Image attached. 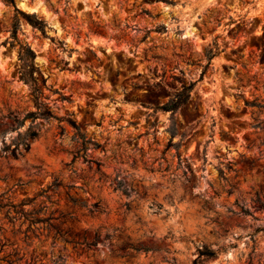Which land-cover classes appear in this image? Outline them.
<instances>
[{"label":"rangeland","instance_id":"374dc122","mask_svg":"<svg viewBox=\"0 0 264 264\" xmlns=\"http://www.w3.org/2000/svg\"><path fill=\"white\" fill-rule=\"evenodd\" d=\"M14 6L45 24L18 17L17 39L55 119L4 151L34 102L0 0V264H264V0Z\"/></svg>","mask_w":264,"mask_h":264},{"label":"trees","instance_id":"16d2710c","mask_svg":"<svg viewBox=\"0 0 264 264\" xmlns=\"http://www.w3.org/2000/svg\"><path fill=\"white\" fill-rule=\"evenodd\" d=\"M3 2L11 7H13L15 16L13 23L10 29V39L11 43L18 46L17 58H18V80L28 87L29 93L34 102V111L28 112L23 116L15 115L12 117L13 123L20 127L25 121L29 120V125L27 126L23 135L17 133L16 138L13 139L9 146L4 147V151L8 152L13 157H16L19 148H22L23 151H27L29 144L27 140H33L38 135V126L35 124L37 119L42 121H47L49 119H55L46 105L40 100L41 92L40 87L45 85V82L35 65V53L33 50L25 43H19L17 39L18 32V17L24 19L32 28L39 30L41 33L44 31L45 24L42 20L36 18L35 13H24L14 6V0H3ZM193 89V84H190L187 87H183L181 91L177 92L167 103L161 106L159 109L162 111L174 112L178 107L183 105L190 97V92ZM63 122L70 125L75 133L73 135L74 143L76 144L75 158H82L85 160L86 153L91 147L92 150L96 149L97 146L91 140L85 138L84 134L81 133L80 128L72 120L63 119ZM86 161V160H85ZM88 163H93L96 167H99V163L87 160ZM118 189V185L115 187ZM68 233V232H67ZM66 233V234H67ZM76 236L71 237V241L68 243H73V240ZM67 242V241H65ZM80 244H85V241ZM86 246H91V244H85ZM206 257H210L213 254L211 252H205L203 254ZM11 264V263H8Z\"/></svg>","mask_w":264,"mask_h":264},{"label":"water","instance_id":"95a60500","mask_svg":"<svg viewBox=\"0 0 264 264\" xmlns=\"http://www.w3.org/2000/svg\"><path fill=\"white\" fill-rule=\"evenodd\" d=\"M27 9L30 10V9H36L35 6H27Z\"/></svg>","mask_w":264,"mask_h":264},{"label":"bare ground","instance_id":"6f19581e","mask_svg":"<svg viewBox=\"0 0 264 264\" xmlns=\"http://www.w3.org/2000/svg\"><path fill=\"white\" fill-rule=\"evenodd\" d=\"M30 10H33V9H30ZM35 10V9H34ZM183 222V221H182Z\"/></svg>","mask_w":264,"mask_h":264}]
</instances>
